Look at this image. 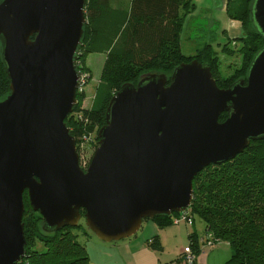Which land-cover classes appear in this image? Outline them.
Returning a JSON list of instances; mask_svg holds the SVG:
<instances>
[{
	"label": "water",
	"instance_id": "95a60500",
	"mask_svg": "<svg viewBox=\"0 0 264 264\" xmlns=\"http://www.w3.org/2000/svg\"><path fill=\"white\" fill-rule=\"evenodd\" d=\"M250 20L263 44L245 77L221 88L193 59L122 84L82 169L65 120L77 105L85 0H0L9 78L0 98V264L25 256L24 192L43 232L76 227L83 210L86 227L115 242L145 219L189 208L197 173L264 139V0H252Z\"/></svg>",
	"mask_w": 264,
	"mask_h": 264
},
{
	"label": "trees",
	"instance_id": "16d2710c",
	"mask_svg": "<svg viewBox=\"0 0 264 264\" xmlns=\"http://www.w3.org/2000/svg\"><path fill=\"white\" fill-rule=\"evenodd\" d=\"M251 2L228 0L226 9L230 18L238 19L246 26L248 36L255 41L253 46H249L252 50L250 62L263 44L262 37L251 24ZM184 7H188L187 0H85L87 23L76 62L82 54L95 53L106 55L110 64L95 87L90 107L80 108L77 93L73 112L80 110V115L100 127L105 121L109 99L122 84L136 83L133 76L137 71L151 69L170 74L178 64L193 59L210 67L219 86L209 45L199 48L196 56L189 60L182 58L179 35L187 13L183 11ZM189 7L188 12L194 9V3ZM77 69L80 70L79 66ZM124 73L127 77L121 80ZM8 90L9 78L0 55V98ZM71 114L65 121L77 142V137L82 135L76 125L80 122L76 123ZM71 124L76 126L72 128ZM96 138L98 144L97 132ZM23 199L25 210L33 211L25 192ZM188 212L192 219L197 215L203 221L205 232L210 233L214 240L228 244L230 255L224 264H264V139L251 141L232 160L208 165L197 173L192 181V201ZM35 213L34 237L42 242L43 249L30 250L27 222L23 216L25 256L16 264H89L85 246L77 240L78 234L74 232L80 227L79 223L76 227L45 233L41 230L42 217ZM81 213L83 217L84 211ZM172 216L160 215L149 220L163 228L172 224ZM148 245L156 250L162 249L157 236L148 240ZM189 246L197 255L200 253L193 233L189 235Z\"/></svg>",
	"mask_w": 264,
	"mask_h": 264
},
{
	"label": "rangeland",
	"instance_id": "374dc122",
	"mask_svg": "<svg viewBox=\"0 0 264 264\" xmlns=\"http://www.w3.org/2000/svg\"><path fill=\"white\" fill-rule=\"evenodd\" d=\"M242 2H244V0H242ZM191 3L192 0H187L188 7H184V10L182 8L185 13L187 12L184 17L183 25L179 35V48L182 54V58H185V60H189L196 56L197 50L199 48H202L204 45H209L210 51L213 56L215 75L220 81V87H227L234 80L245 77L251 59L250 54L252 50L250 51L249 46H253V44H255V41L250 36H248L249 32L246 30V26L243 25L240 20L233 19L228 16L226 12L228 0L224 7L225 12L219 14L217 17L219 19L226 20L225 23L230 20V22H232L233 24L229 28H224L225 26L221 22H213L209 17V13H201L200 15L202 16H200L197 14V12H195V14L193 15H196V17L191 19L190 16L195 10L194 7V9L191 8L192 10L188 12V9H190L189 4ZM218 4H220V1ZM211 16L214 15L212 14ZM190 19L192 20V25ZM200 23H203L204 26H206V28H208L211 32L209 35H207L208 40L200 39V37H198V33H195L193 31V29L195 28H192V26L199 27ZM214 31H216L215 34ZM76 64L77 66H79V73L82 77L80 90L77 91L80 102V108L86 109L90 107L95 87L100 78H102V75H104L105 68H107L110 63L107 62L106 55L90 53L85 55L82 54L81 59H79ZM150 72L157 71L151 69H149L148 71L144 69L139 70L135 73L133 77L134 79L138 80L142 75ZM126 77V73L122 74L121 80L125 79ZM79 113L81 114L82 112L79 110L73 112L71 115L75 122H80V124L76 122V125L80 127L82 132V135L77 137L76 150L79 155L80 167L82 169H85L90 163L92 154L95 148L97 147L96 132L99 126L98 124L91 123L89 120L86 119L84 115H80ZM224 119L225 115L220 117V121ZM76 125L71 124V127L73 128ZM36 215L37 213H35V211H31L28 208H26L25 213L23 215L27 222L26 229L29 233L28 235L30 250L43 249L42 242L37 237H34L35 233L33 229V220H35ZM193 220V225L189 227L192 230H195L197 234H201L205 228L203 221L197 215H193ZM145 221L148 220H144V222ZM78 223L80 224V227L74 229V232L78 234L77 240L83 245H85L87 239H92L103 244L110 243L99 240L95 236V234H93L86 227L85 220L83 217L80 218ZM185 224L187 223L182 221L179 223H172L168 225L182 230V232L178 231L180 243L183 247L182 251L186 250L189 247L188 233L186 232V230H183L185 229ZM144 229L145 226L142 224L139 231H144ZM159 241L161 242V240ZM161 244L165 246V251L169 250L168 247L170 245L167 241H165V243L161 242ZM215 247H220L224 249V255L222 258H225L224 260H227L230 255V253L228 252V247L223 242L215 244Z\"/></svg>",
	"mask_w": 264,
	"mask_h": 264
},
{
	"label": "crops",
	"instance_id": "0c3cea01",
	"mask_svg": "<svg viewBox=\"0 0 264 264\" xmlns=\"http://www.w3.org/2000/svg\"><path fill=\"white\" fill-rule=\"evenodd\" d=\"M219 1L220 4H218ZM192 3L195 5V10L190 16L191 19L196 17V15H193L195 12L198 15L209 13L210 19L216 23L221 22L225 26L224 28H229L233 24L230 20L225 23L226 20L217 17L219 14L225 12L224 7L227 0H192ZM212 14L214 16H211ZM190 22L192 25V20ZM192 28H195L193 31L198 33L200 39L208 40L207 35L211 32L203 23H200L199 27L192 26ZM215 33L216 31H214ZM142 224L145 226L144 231H139V228L132 236L119 241L103 244L92 239H87L84 246L88 253L89 264H186L181 256L183 247L181 246L178 234V231L182 232V230L171 226L160 228L154 221L149 219L145 222L142 221ZM185 225V229L183 230H186L188 233V238L192 233L197 239L206 235L205 229L201 234H197L195 230H192L189 226H192L193 223ZM153 236H157L158 240H161L162 243L167 241L171 246H167L169 250L165 251V246L162 244L161 250H156L148 245V240ZM223 243L228 247L226 242ZM223 250V248L215 246L212 248L203 247L197 255L196 264H223L226 261L224 260L225 258H222L224 255Z\"/></svg>",
	"mask_w": 264,
	"mask_h": 264
},
{
	"label": "built area",
	"instance_id": "2783aa9c",
	"mask_svg": "<svg viewBox=\"0 0 264 264\" xmlns=\"http://www.w3.org/2000/svg\"><path fill=\"white\" fill-rule=\"evenodd\" d=\"M81 82H82V77H81V81H80L78 90H80ZM171 220H172V223H179L182 221H184L185 223H187L189 225L193 223V219L189 215L188 208L186 210L178 213L176 216H172ZM219 242H221V241L214 240L212 238V236L210 235V233H206V235L204 237L197 239V244H198L200 251L203 247L212 248L215 246V244H217ZM181 256H182V258L186 264H196L197 254L192 250V248L190 246L182 252Z\"/></svg>",
	"mask_w": 264,
	"mask_h": 264
},
{
	"label": "flooded vegetation",
	"instance_id": "af4514ba",
	"mask_svg": "<svg viewBox=\"0 0 264 264\" xmlns=\"http://www.w3.org/2000/svg\"><path fill=\"white\" fill-rule=\"evenodd\" d=\"M223 115H227L226 113H224Z\"/></svg>",
	"mask_w": 264,
	"mask_h": 264
}]
</instances>
